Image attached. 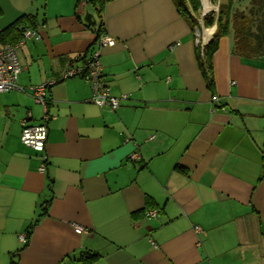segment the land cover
Masks as SVG:
<instances>
[{
    "label": "crops",
    "instance_id": "obj_1",
    "mask_svg": "<svg viewBox=\"0 0 264 264\" xmlns=\"http://www.w3.org/2000/svg\"><path fill=\"white\" fill-rule=\"evenodd\" d=\"M209 2L227 0L189 7L207 42ZM86 10L97 23L85 0H0V29L22 14L42 26L40 40L16 49L26 90L0 92V264H264V55H240L231 34L220 36L209 86L174 0H108L101 17L115 44L100 48L103 76L128 99L99 107L86 79H60L94 45ZM49 78L40 172L21 120L29 110L40 123L28 88ZM155 208L158 217L144 215Z\"/></svg>",
    "mask_w": 264,
    "mask_h": 264
},
{
    "label": "built area",
    "instance_id": "obj_2",
    "mask_svg": "<svg viewBox=\"0 0 264 264\" xmlns=\"http://www.w3.org/2000/svg\"><path fill=\"white\" fill-rule=\"evenodd\" d=\"M211 11H215L217 13L218 6H214ZM21 28V37L16 43L11 44L0 42V92H8L14 89L26 90L18 84V77L21 73L22 65L18 58L16 49L20 44L24 43L28 39L35 41L40 40L42 37V26L36 24L34 26H27L22 24ZM195 42L196 45L199 46L201 56L203 57L204 45L207 43L203 31L200 32L198 29H195ZM114 44L115 39L113 37L102 33L100 37L95 40L88 56H77L75 58V61L79 60L81 64L70 63L60 76V79L75 76L86 79L91 84L92 88L91 101L99 107L106 106L111 110L116 109L122 100L128 99L127 94H122L120 96L111 94L110 88L104 80V65L101 60L100 48L104 45L112 46ZM173 47L174 44L170 45V48ZM55 82H57L56 78H49L39 84L29 86L28 91L34 102L42 106V117L40 123L31 124L29 123V118H31L32 115L31 112L27 110L25 118L21 120L20 141L24 146L39 152L41 163L38 166V170L40 172H44L46 170L47 155L45 153V145L48 132L47 123L50 118L48 92L50 87L54 85ZM215 100L218 101V99ZM153 138L154 135H150L148 137L150 140ZM138 158V151H134L129 155V160L136 161ZM144 215L153 218L158 217L159 210L156 208L148 209L144 211ZM193 229L195 233L203 231L198 225H194ZM75 231L84 232L86 229L82 226L75 225ZM19 240L21 243H25L27 240L26 233L19 234Z\"/></svg>",
    "mask_w": 264,
    "mask_h": 264
},
{
    "label": "trees",
    "instance_id": "obj_3",
    "mask_svg": "<svg viewBox=\"0 0 264 264\" xmlns=\"http://www.w3.org/2000/svg\"><path fill=\"white\" fill-rule=\"evenodd\" d=\"M80 1V0H78ZM96 10L98 20L93 29L96 32V39L104 33V21L101 17L103 5L108 0H85ZM180 13L186 15L190 22L191 29L200 31V24L189 11L198 10L200 0H174ZM35 16L33 14H22L4 28L0 29L1 43H16L22 33L21 25H35ZM204 27L216 25L215 35L204 45L203 57L201 56L199 46H196V57L198 64L206 76L208 85H211L210 68L211 58L217 48L220 36L232 35L233 50L243 56L259 57L264 55V0H249L244 9L235 7V0H227L226 3L218 4V12L210 11L202 18ZM95 39V40H96ZM45 210V207H43ZM32 225L26 232L27 240L31 235ZM95 256L84 257L83 261L89 262Z\"/></svg>",
    "mask_w": 264,
    "mask_h": 264
},
{
    "label": "water",
    "instance_id": "obj_4",
    "mask_svg": "<svg viewBox=\"0 0 264 264\" xmlns=\"http://www.w3.org/2000/svg\"><path fill=\"white\" fill-rule=\"evenodd\" d=\"M83 21L87 23L90 26H95L96 25V20L94 18V15L92 12L89 10H86L83 15Z\"/></svg>",
    "mask_w": 264,
    "mask_h": 264
},
{
    "label": "rangeland",
    "instance_id": "obj_5",
    "mask_svg": "<svg viewBox=\"0 0 264 264\" xmlns=\"http://www.w3.org/2000/svg\"><path fill=\"white\" fill-rule=\"evenodd\" d=\"M205 4V7H203L202 9H201V12H203V14L201 13V15H202V18H203V15H205V12H206V14H207V12L208 11H211V9H213V7L214 6H216L215 4H213V3H210L209 2V5L207 4V3H204ZM241 5H242V3H240ZM217 6H218V4H217ZM205 9V10H204ZM215 12V11H214ZM209 13V12H208ZM216 13V12H215ZM200 32H202L201 31V28H200Z\"/></svg>",
    "mask_w": 264,
    "mask_h": 264
},
{
    "label": "bare ground",
    "instance_id": "obj_6",
    "mask_svg": "<svg viewBox=\"0 0 264 264\" xmlns=\"http://www.w3.org/2000/svg\"><path fill=\"white\" fill-rule=\"evenodd\" d=\"M205 39H207L206 35H205Z\"/></svg>",
    "mask_w": 264,
    "mask_h": 264
}]
</instances>
